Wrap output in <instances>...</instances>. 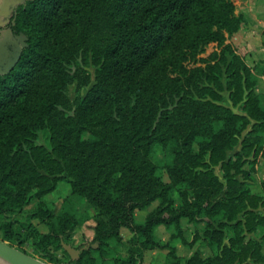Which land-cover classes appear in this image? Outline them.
<instances>
[{"label":"trees","instance_id":"trees-1","mask_svg":"<svg viewBox=\"0 0 264 264\" xmlns=\"http://www.w3.org/2000/svg\"><path fill=\"white\" fill-rule=\"evenodd\" d=\"M243 1L17 3L8 29L26 36V44L14 66L0 72V215L14 217L0 223V238L23 241L20 222L36 254L97 264L128 227L143 248L168 247L173 264H181L174 246L161 244L154 231L159 224L181 230L188 220L203 223L188 244L201 240L213 248L184 264H264V194L252 190L245 168L264 148V104L244 48L232 43L248 23L238 12ZM89 52L96 83L71 105L66 92L79 76L74 60ZM224 89L233 105L243 103V113L222 102ZM42 129L49 130V146L35 142ZM86 131L93 137L84 138ZM63 172L99 216L90 242L59 257L55 251L79 220L67 209L53 215L42 201L33 209L24 204L52 191ZM157 199L136 220V210ZM33 218L49 231L40 233Z\"/></svg>","mask_w":264,"mask_h":264},{"label":"rangeland","instance_id":"rangeland-1","mask_svg":"<svg viewBox=\"0 0 264 264\" xmlns=\"http://www.w3.org/2000/svg\"><path fill=\"white\" fill-rule=\"evenodd\" d=\"M22 1V0H20ZM262 7V8H261ZM5 14L8 15L11 8L5 9ZM238 12H242L248 18V23L245 25L243 32L239 37L234 38L232 43L237 48H244V59L252 67V79L254 81V91L264 104V0H244L238 6ZM259 17H253V15ZM7 18H2L5 21ZM261 47V51H257ZM213 48L211 44L203 55H207ZM198 62H190L189 65H197ZM73 68L79 71V76L76 81L69 84L67 89V96L71 105H74L76 100L85 95L89 89H91L96 83V70L97 66L93 59L91 52L87 54H79L76 56ZM229 90L224 89L221 91L222 102L231 106L234 111L243 113V103L239 102L233 105L229 99ZM73 109L70 110V113ZM84 138H92L93 135L86 131L82 134ZM37 144H43L49 146V130L42 129L38 131V135L35 138ZM239 149L236 146L234 149L227 152L228 155L234 154ZM252 162L245 163V168L249 169L252 176V181L248 180L251 188L254 192L264 194V188L261 182L264 180V148H262L257 158L250 157ZM216 172L221 174L222 171L216 166ZM165 180H169L167 173H164ZM171 197L175 201V205L181 201L178 192L174 189L170 192ZM42 201L45 207L52 211V214L57 216L64 212L65 209L71 210L73 215L79 220L80 225L72 233L69 241H62L63 248H59L55 251L59 257L64 256V251L68 250L72 255H76L77 252L74 248L81 242L89 243L94 235V224L96 218L99 216L97 208L90 203L84 196L73 193L71 189L70 177L66 172L60 173L56 180L55 188L46 193L42 198H37L34 195H30L24 204L25 209H33L37 207L38 203ZM160 203V199H157L145 208L137 209L135 218L138 221L144 219L146 213L154 209ZM14 217L11 213L0 215V223L7 219ZM21 219H25L24 215H20ZM32 223L40 233L49 231L47 223L40 221L37 218H33ZM26 222V220H25ZM201 222H189L188 220L182 221V229L178 230L174 226L167 227L164 224H159L155 227L154 235L161 244H169L174 246L177 256L180 259L181 264H184L185 258L193 254L194 252H201V257L205 258L212 253V245H201V240H198L194 245L188 243L192 240L194 233L202 227ZM21 227L20 232L26 233V238L23 235L20 237L25 238L23 241L15 242L14 245L26 250L28 253L34 254L37 257L43 259L51 264H63L51 262L46 256H40L36 254L34 250L33 240L27 236L22 223H18ZM122 240L117 241L112 239L110 241V250L107 255L104 256L97 264H173V257L168 252V247L154 246L152 248H143L137 241L135 234L128 227L121 229ZM53 251V248H52ZM234 264H251L248 263H234Z\"/></svg>","mask_w":264,"mask_h":264},{"label":"water","instance_id":"water-1","mask_svg":"<svg viewBox=\"0 0 264 264\" xmlns=\"http://www.w3.org/2000/svg\"><path fill=\"white\" fill-rule=\"evenodd\" d=\"M25 39L26 36L23 35L16 36L13 39L10 30H5L4 37L0 39V72H8L18 61L23 45L26 44ZM9 45L15 46L16 53L14 54V58L3 66V52ZM0 259L5 264H51L2 238H0Z\"/></svg>","mask_w":264,"mask_h":264},{"label":"flooded vegetation","instance_id":"flooded-vegetation-1","mask_svg":"<svg viewBox=\"0 0 264 264\" xmlns=\"http://www.w3.org/2000/svg\"><path fill=\"white\" fill-rule=\"evenodd\" d=\"M20 0H13L12 3H10L9 8H11V11L8 15H3V18H7L3 24H0V39L4 37L5 30L8 29L7 20L9 16L11 15L12 11L14 10V7L17 3H19ZM12 38L14 39L16 36H19L18 34L11 33ZM16 53L15 46L9 45L6 50L3 52V58H2V64L5 66L11 59L14 58V54Z\"/></svg>","mask_w":264,"mask_h":264},{"label":"crops","instance_id":"crops-1","mask_svg":"<svg viewBox=\"0 0 264 264\" xmlns=\"http://www.w3.org/2000/svg\"><path fill=\"white\" fill-rule=\"evenodd\" d=\"M12 2L13 0H0V24L4 23V21L2 20L3 14H5V11H6L5 9L9 8L10 3ZM251 15H253V17H256L254 16V14H251ZM256 18L259 19V17H256ZM259 50L261 51V47L257 51ZM262 250L264 252V245H263Z\"/></svg>","mask_w":264,"mask_h":264},{"label":"bare ground","instance_id":"bare-ground-1","mask_svg":"<svg viewBox=\"0 0 264 264\" xmlns=\"http://www.w3.org/2000/svg\"><path fill=\"white\" fill-rule=\"evenodd\" d=\"M0 264H5V263L0 259Z\"/></svg>","mask_w":264,"mask_h":264}]
</instances>
